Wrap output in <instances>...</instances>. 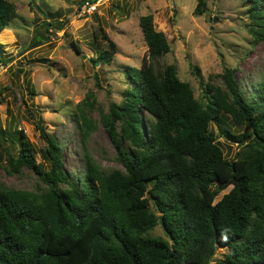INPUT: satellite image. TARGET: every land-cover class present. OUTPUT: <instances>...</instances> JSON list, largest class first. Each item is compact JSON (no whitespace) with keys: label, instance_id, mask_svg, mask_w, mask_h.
<instances>
[{"label":"trees","instance_id":"trees-1","mask_svg":"<svg viewBox=\"0 0 264 264\" xmlns=\"http://www.w3.org/2000/svg\"><path fill=\"white\" fill-rule=\"evenodd\" d=\"M208 1L196 0L193 13L203 14ZM248 1L257 43L264 39V0ZM16 15L13 3L0 0L1 33ZM138 24L147 55L141 67L124 68L121 100L105 111L88 93L70 112L80 175L66 172L60 144L40 122L35 127L47 165L37 162L23 133L5 138L0 130L1 142H19L15 156L0 143V170L22 176L25 169L36 179L32 189L0 182V264H264V72L244 87L233 69H224L222 85L201 83L197 98L173 64L159 63L170 45L152 15ZM93 37L91 62L111 63L117 45L102 28ZM225 117L248 131L232 133ZM212 123L224 127L230 143L244 141L232 158ZM99 125L117 168H104L90 153ZM158 224L164 239L151 235ZM217 249L226 250L222 258H215Z\"/></svg>","mask_w":264,"mask_h":264},{"label":"rangeland","instance_id":"rangeland-1","mask_svg":"<svg viewBox=\"0 0 264 264\" xmlns=\"http://www.w3.org/2000/svg\"><path fill=\"white\" fill-rule=\"evenodd\" d=\"M8 1L15 5L17 15L0 32V130L5 138L23 133L37 162L47 165L40 155L45 142L35 127L40 122L60 144L64 169L69 174L80 175L82 171L78 134L70 112L88 93L94 95L95 107L105 111L110 103L121 100L128 85L124 68L141 67L147 55L138 24L141 16L152 15L155 29L170 45V52L159 63L173 64L179 79L190 84L197 98L204 93L201 83L222 85L218 75L224 69H233L244 87L263 76L264 39L254 42L252 31L257 27L249 17L248 0H211L200 15L193 13L196 0H100L97 12L86 15L79 11L82 0ZM99 28L118 47L107 65L91 62L97 56L93 35ZM93 117H99L98 111ZM225 125L234 134L248 131L235 127L229 117H225ZM223 128L210 125L225 157L232 158L239 148L223 137ZM0 143L2 150L17 154L18 141ZM89 149L104 168L119 167L102 126L91 136ZM0 182L32 189L36 179L25 169L22 176L1 169ZM230 189L221 191L216 200ZM151 235L166 238L160 224ZM225 252L217 249L215 258H222Z\"/></svg>","mask_w":264,"mask_h":264},{"label":"built area","instance_id":"built-area-1","mask_svg":"<svg viewBox=\"0 0 264 264\" xmlns=\"http://www.w3.org/2000/svg\"><path fill=\"white\" fill-rule=\"evenodd\" d=\"M100 2V0H85L79 11L83 15L95 13L100 6Z\"/></svg>","mask_w":264,"mask_h":264},{"label":"water","instance_id":"water-1","mask_svg":"<svg viewBox=\"0 0 264 264\" xmlns=\"http://www.w3.org/2000/svg\"><path fill=\"white\" fill-rule=\"evenodd\" d=\"M242 145H244V141H241L240 143L237 144V147H241Z\"/></svg>","mask_w":264,"mask_h":264}]
</instances>
